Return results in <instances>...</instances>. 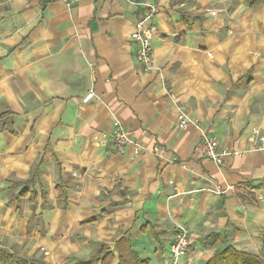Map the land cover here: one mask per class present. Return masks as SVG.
Here are the masks:
<instances>
[{
  "label": "crops",
  "instance_id": "1",
  "mask_svg": "<svg viewBox=\"0 0 264 264\" xmlns=\"http://www.w3.org/2000/svg\"><path fill=\"white\" fill-rule=\"evenodd\" d=\"M147 1L158 70L135 57L125 0H0V250L22 264L126 249L167 264L176 223L179 264L264 250V0ZM177 105L228 151L221 165ZM119 125L135 158L109 140Z\"/></svg>",
  "mask_w": 264,
  "mask_h": 264
},
{
  "label": "built area",
  "instance_id": "2",
  "mask_svg": "<svg viewBox=\"0 0 264 264\" xmlns=\"http://www.w3.org/2000/svg\"><path fill=\"white\" fill-rule=\"evenodd\" d=\"M50 0H40L41 5L49 2ZM128 4L138 7L141 11L139 18L135 21L134 29L131 31L130 38L135 42V57L145 67V69L155 68L153 66V58L151 51V40L155 34L156 25L153 22V17L158 13L159 8L147 0H125ZM158 70V68H155ZM93 95V91L89 90L82 101L87 102ZM177 123L182 129L192 125L198 127L200 132V150L203 156L210 159L216 165H221L223 157L228 153L226 149H221L215 137H211L200 129L195 120L185 112L179 105ZM109 140L117 153H123L127 148L131 149L132 158L139 155L141 151V144L133 139L125 130L124 127L119 125L110 135ZM261 145L259 148L264 147V137H260ZM219 192V189L215 190ZM258 200L264 205V196L259 195ZM176 230L169 245L167 264H179L181 258L185 255L189 246V230L188 227L182 223L175 224Z\"/></svg>",
  "mask_w": 264,
  "mask_h": 264
},
{
  "label": "trees",
  "instance_id": "3",
  "mask_svg": "<svg viewBox=\"0 0 264 264\" xmlns=\"http://www.w3.org/2000/svg\"><path fill=\"white\" fill-rule=\"evenodd\" d=\"M3 116H5V113H2V115H0L1 126L3 124ZM63 192L64 189L60 190V200H63L64 198ZM119 257V264H147V260H141L132 250L131 252H128L127 249L125 251L120 250ZM0 260L6 264H12L13 262H15L16 264L23 263L22 259H15V257L13 258L10 253L5 252L4 250H0ZM97 260L98 257L89 260L79 259V261H76L73 264H94ZM204 264H264V258L257 253L248 252L242 249L238 250L233 245L228 244L224 248L215 251L211 258L204 262Z\"/></svg>",
  "mask_w": 264,
  "mask_h": 264
},
{
  "label": "rangeland",
  "instance_id": "4",
  "mask_svg": "<svg viewBox=\"0 0 264 264\" xmlns=\"http://www.w3.org/2000/svg\"><path fill=\"white\" fill-rule=\"evenodd\" d=\"M263 251H264L263 249L258 250L260 256L264 258V252H263ZM185 255H186V254H185Z\"/></svg>",
  "mask_w": 264,
  "mask_h": 264
}]
</instances>
